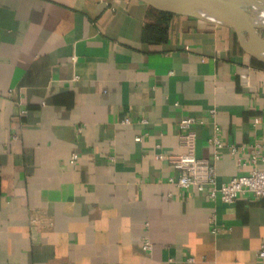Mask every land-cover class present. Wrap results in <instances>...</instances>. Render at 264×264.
I'll list each match as a JSON object with an SVG mask.
<instances>
[{"label":"crops","instance_id":"obj_1","mask_svg":"<svg viewBox=\"0 0 264 264\" xmlns=\"http://www.w3.org/2000/svg\"><path fill=\"white\" fill-rule=\"evenodd\" d=\"M187 116L218 185L264 170V61L234 28L141 0H0V264H264V198L170 181Z\"/></svg>","mask_w":264,"mask_h":264},{"label":"built area","instance_id":"obj_2","mask_svg":"<svg viewBox=\"0 0 264 264\" xmlns=\"http://www.w3.org/2000/svg\"><path fill=\"white\" fill-rule=\"evenodd\" d=\"M211 114H215L214 109L211 110ZM126 122H129V120L127 119ZM196 123V118L192 116L184 117L179 122L180 140L185 152L170 157L173 166L179 170L178 178H171L170 181L181 188L199 186L207 192L210 200L220 199L225 203H233L237 198L246 194L252 195L255 199H263L264 170L261 169L255 168L247 175L234 176L227 182L218 185L215 167L208 160L198 158L195 154L196 133L192 127ZM141 139V137L136 138L137 141H141ZM211 143L215 147V152L222 147L218 137L213 138ZM231 151L236 153L237 148L233 146ZM215 156L218 158V153H215ZM158 157H161V154ZM77 159L78 155L76 153L72 154L71 160L75 161ZM255 159L254 156L253 160ZM213 231L216 232L217 230ZM144 248L146 250L151 248L149 242L144 243ZM258 258L264 259V244L261 245ZM190 260L193 261V259Z\"/></svg>","mask_w":264,"mask_h":264},{"label":"water","instance_id":"obj_3","mask_svg":"<svg viewBox=\"0 0 264 264\" xmlns=\"http://www.w3.org/2000/svg\"><path fill=\"white\" fill-rule=\"evenodd\" d=\"M157 9L193 16L235 29L244 50L264 61V23L255 22L244 4L261 0H141ZM260 3V2H259Z\"/></svg>","mask_w":264,"mask_h":264},{"label":"bare ground","instance_id":"obj_4","mask_svg":"<svg viewBox=\"0 0 264 264\" xmlns=\"http://www.w3.org/2000/svg\"><path fill=\"white\" fill-rule=\"evenodd\" d=\"M252 2H254V0H252ZM260 2V3H259ZM259 2H255L254 4V12L251 13L252 16V19L255 21V22H259V23H264V0H261ZM261 7V10H257V7ZM264 55V53H263Z\"/></svg>","mask_w":264,"mask_h":264},{"label":"rangeland","instance_id":"obj_5","mask_svg":"<svg viewBox=\"0 0 264 264\" xmlns=\"http://www.w3.org/2000/svg\"><path fill=\"white\" fill-rule=\"evenodd\" d=\"M244 5H245V7L249 10L250 13H253V12H254L255 8H254V5H253V4H251V3H246V4H244ZM257 10H261V7H260V6L257 7ZM263 34H264V33H263Z\"/></svg>","mask_w":264,"mask_h":264}]
</instances>
